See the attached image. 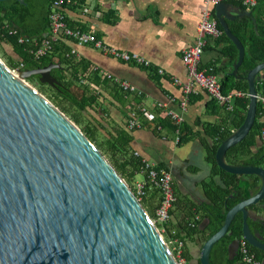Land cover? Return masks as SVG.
<instances>
[{
	"label": "water",
	"instance_id": "95a60500",
	"mask_svg": "<svg viewBox=\"0 0 264 264\" xmlns=\"http://www.w3.org/2000/svg\"><path fill=\"white\" fill-rule=\"evenodd\" d=\"M25 2V0H19ZM229 4L215 6L214 17L234 44L238 58L244 47L231 33ZM236 16L251 17L249 11ZM254 28L256 22L252 18ZM58 63L17 73L0 57V264H176L166 242L131 188L91 140L26 78L58 86L51 75ZM264 77V62L251 69L248 106L241 126L217 148V166L230 174L254 175L260 187L232 207L220 229L200 249L199 263L210 264V251L242 214V239L264 252V243L247 223L251 205L264 199V170L233 166L227 151L251 130L257 105L255 83Z\"/></svg>",
	"mask_w": 264,
	"mask_h": 264
},
{
	"label": "trees",
	"instance_id": "16d2710c",
	"mask_svg": "<svg viewBox=\"0 0 264 264\" xmlns=\"http://www.w3.org/2000/svg\"><path fill=\"white\" fill-rule=\"evenodd\" d=\"M51 1L25 0V2H21L19 0H0V46L2 42L10 44L18 57L17 59L9 57L8 65L18 68L22 63L23 67L21 69L25 70L39 68L48 63H58L60 67L51 69V75L60 83L58 86L54 87L47 83L39 82L38 74L30 75L27 80L37 85L41 92L47 94L55 105L59 106L60 110L65 112L80 127L82 132L91 140V143L132 189L139 172L140 162L131 149L130 134L125 129L113 126V124L110 125L108 122V114L106 109L101 107L99 93L96 92L97 88H95L96 86L91 87L96 77L91 65L88 62H81L76 58L65 55L62 42L64 40L73 42V40L68 37H61L57 42L53 43L51 50L46 55L38 59H35L32 54L35 48L33 42L19 41V37L22 35L40 39L49 33ZM71 1V3L63 6L65 21L69 26L89 31V28L85 25L70 21L66 14L67 10L75 11L76 8L85 6L86 0ZM227 3L232 4L234 7L236 6L240 11L247 10L235 2ZM247 11H251L255 16L256 28H254L252 18L248 16H236L233 20L227 22L229 30L241 42L245 51L243 61L237 71L238 78L230 75L233 64L237 61L238 51L234 44L224 35L218 24L221 34L214 40V45L219 46L222 44L220 54L229 59V69L228 71H222L216 68L215 63L206 66L199 65V70H205L206 73L214 76L220 75L218 82L221 85L223 94L241 92L248 95V85L245 77L251 69L264 62V0H258L257 6ZM12 29L17 30V33H11ZM129 64L137 65L134 62H129ZM142 68L147 69L153 79L156 78L158 69H153L151 66ZM68 74L69 76H67ZM255 88L257 95L264 97V77L255 83ZM190 97L188 102L192 101ZM248 102V96L234 99L231 111H225L223 106L213 100L208 103L210 107L218 111L223 109L225 118L217 125L206 127L211 131L208 133L207 130V135L212 140V144L205 147L204 157L205 162L210 166V174L208 180L203 181L200 185L206 202L199 205H195L191 201L186 202L189 210L194 211L199 216L195 215L196 217L198 216V220L194 219L192 222H184V226L181 228H177L172 224L171 217L174 216V207L169 212L170 218L166 224H155L158 230L164 228L161 234L166 243L180 240L181 235H197L200 232L199 218H204L208 221L206 226L208 232L202 240L203 244L220 229L226 213L232 207L248 199L258 190L260 186L258 177L227 173L220 169L215 162V153L218 146L243 123ZM89 109L100 115V123L95 125L89 119L84 121V117L86 115L89 116ZM106 125H108V129L105 127ZM262 127H264V108L258 100L255 120L248 135L226 153L225 161L228 165L253 166L264 170V144L259 139ZM154 130L156 131V127H154ZM172 130L174 133V127H172ZM179 130L177 145L180 146L192 140L193 135H191L192 133L188 134L186 124H183ZM216 179H218L219 184L215 182ZM146 192V196L140 201V204L152 219L154 218L155 204L159 202V194L157 190H148V188ZM262 202H264V199L256 205L249 206L247 209L254 211ZM175 205L176 200L173 206ZM247 223L251 232L257 234L264 243V222H254L247 219ZM241 239L242 214L237 213L227 233L212 247L209 256L210 264H243L241 263L238 250L233 255L229 251L231 244ZM248 247L260 261L264 256V252L251 246ZM172 254L174 255V252ZM186 260L189 263V260ZM197 264H200L199 261Z\"/></svg>",
	"mask_w": 264,
	"mask_h": 264
},
{
	"label": "crops",
	"instance_id": "0c3cea01",
	"mask_svg": "<svg viewBox=\"0 0 264 264\" xmlns=\"http://www.w3.org/2000/svg\"><path fill=\"white\" fill-rule=\"evenodd\" d=\"M202 2L203 0H86L85 6L78 7L75 11H66L70 21L85 25L105 45L118 51L137 54L148 61L151 68L161 69L163 74H157L154 79L147 69L142 68L144 66L118 61L92 45L75 46L71 40L62 42L64 53L76 47L79 56L76 59L88 62L95 71L96 77L91 87L96 86L101 107L106 109L110 125L121 127L130 134L133 153L137 152L159 167L158 169L171 173L176 197L171 220L177 228L183 227L184 222H192L195 215H198L189 210L187 201L195 205L206 202L203 192L193 199L187 195L193 189L201 188V183L208 180L210 166L205 162L204 168H200L196 165V158L202 151L205 157V147L212 144L207 135V130L208 133L211 131L206 127L222 122L226 109L218 111L210 107L208 103L211 99L204 91L192 95V101L188 102L184 115V124L187 125L188 134L192 133L193 137L191 141L180 146L175 143L172 124L168 120L159 121L161 130L156 131L154 127L157 121L144 122L141 129L131 132L126 129V123L130 112L138 106L152 107L168 96L174 98L175 103L171 107L178 109L177 103L182 98V93L172 79L176 77L181 82L186 80L187 73L181 61V52L196 44ZM227 4L229 15L236 17L235 12L240 10L230 3ZM251 18L256 22L253 13ZM214 42L211 39L206 41L199 65L215 63L216 68L228 71L229 59L220 54L222 44L215 46ZM105 72L134 85L143 92L142 98L121 91L104 76ZM219 77L220 75L215 76L217 80ZM198 176H201L199 180L196 179ZM215 182L219 184L218 179ZM180 194L184 201L180 200ZM249 213L250 220L264 222V202L254 211L249 210ZM199 221L200 232L197 235H181L179 240L183 243L182 256L190 264H197L199 261L202 240L208 232V221L204 218H199ZM168 243L173 249L172 242ZM238 244L239 241L231 244V255L237 251ZM260 264H264V256L260 259Z\"/></svg>",
	"mask_w": 264,
	"mask_h": 264
},
{
	"label": "built area",
	"instance_id": "2783aa9c",
	"mask_svg": "<svg viewBox=\"0 0 264 264\" xmlns=\"http://www.w3.org/2000/svg\"><path fill=\"white\" fill-rule=\"evenodd\" d=\"M71 2V0L51 1V10L49 12V33L47 35L40 39L23 35L19 37V41L21 42H33L35 48L33 49L32 54L35 59L46 55L51 50L53 43L57 42L61 37H68L73 40L75 46L92 45L118 61L124 63L134 62L137 65H142L144 67L151 66L148 61L144 60L137 54L118 51L114 49V47L105 45L101 39L97 38V36L90 31H83L80 28L69 26L65 21L63 6ZM223 2H235L249 10L257 5L258 0H203L200 21L197 26L196 44L183 49L181 52V61L187 73L186 80L181 82L176 77L172 79L173 84L179 86L182 93V98L177 103L178 109L175 110L171 107L175 102L174 98L170 96L164 101L156 102L152 107L144 105L138 106L129 114L126 123V129L128 131L131 132L141 129L144 122L155 121H157L155 125L156 129L161 130V123L159 121L168 120L175 129L174 137L175 143L177 144L179 141V129L185 122L184 115L188 107L189 96L197 95L199 90H204L211 99L223 106L227 111H231L234 99L248 96L241 92L223 94L221 92V85L215 76L206 73L205 70H199L200 59L206 41L208 39L215 40L221 34V31L217 26L218 23L213 15V11L216 5ZM11 33L15 34L17 33V30L12 29ZM65 55L67 57H73L74 59L79 57L76 47H72ZM22 67L23 64L21 63L17 71L22 70ZM157 72L160 75L163 74L161 69H158ZM103 74L107 79L116 84L124 93L142 98L143 92L128 81L114 77L107 72ZM258 100L262 103L264 108V97L257 95V101ZM259 139L261 143L264 144V127L260 130ZM134 156L140 162L138 174L142 175L143 180H135L131 190L139 202L146 196L147 188L148 190L158 191L159 202L154 211V218L151 220L154 224L164 225L169 221V212L176 200L172 175L168 170L158 169L155 164L141 157L137 152L134 153ZM197 219L198 218L196 217L195 220ZM160 231L163 233L164 228L160 229ZM172 234H174V232H172ZM172 244L173 249H171V252H174L173 257L176 264H188L182 256L181 248L183 243L179 240H175ZM248 246L249 245L244 239L239 241L237 250L240 255L241 263L260 264V261L249 250Z\"/></svg>",
	"mask_w": 264,
	"mask_h": 264
},
{
	"label": "rangeland",
	"instance_id": "374dc122",
	"mask_svg": "<svg viewBox=\"0 0 264 264\" xmlns=\"http://www.w3.org/2000/svg\"><path fill=\"white\" fill-rule=\"evenodd\" d=\"M0 48H1V51H0V57L4 60V62L8 65V62H9V57H14V58H18L17 57V55H16V53H15V51L13 50V48H12V46L10 45V44H7V43H5V42H2L1 43V46H0ZM11 69H12V71H17V69L18 68H13V67H11L10 65H8ZM17 73V72H16ZM67 76H69V74L67 75ZM26 81L29 83V84H31L32 86H33V88H35L39 93H41L45 98H47L51 103H53L54 105H55V103L52 101V99H50V97H48V95L47 94H45V93H43V92H41V90L38 88V86L37 85H34V84H32L31 82H29L28 80H27V78H26ZM199 91H204V90H199ZM198 91V92H199ZM205 92V91H204ZM206 93V92H205ZM207 94V93H206ZM211 99V98H210ZM211 100H213V99H211ZM214 101V100H213ZM59 110L61 109L59 106H57V105H55ZM61 111V110H60ZM66 116H67V114L65 113V112H63ZM70 120H71V118L69 117V116H67ZM91 120V122H93V123H95V125L96 124H98V123H100L101 122V120H100V115L97 113V112H94L93 110H90L89 109V116H85L84 117V121H86V120ZM72 122H73V120H71ZM73 123H75V122H73ZM79 129H80V127L77 125V124H75ZM105 125V124H104ZM107 129H108V125H106L105 126ZM81 130V129H80ZM82 131V130H81ZM174 147V146H173ZM174 149V148H173ZM182 149H185L184 147L182 148ZM182 151V150H181ZM167 154H168V152H167ZM204 163H205V161H204V151H202V154L199 156V157H197L196 158V165L197 166H199L200 168H204ZM201 178V176H198V177H196V179L197 180H199ZM136 180H141L142 179V175H140V174H138L137 176H136V178H135ZM128 185V184H127ZM129 186V185H128ZM199 193H201V195H202V191H201V188H198V189H193V191L191 192V193H189L187 196L190 198V199H193V198H197L198 196H199ZM180 200H182V201H184V197H183V195H181L180 194ZM157 228V227H156ZM159 231V233L161 234V231L160 230H158ZM161 236H162V234H161ZM163 237V236H162ZM167 244V246H168V249H169V251L171 252V245L170 244H168V243H166ZM172 253V252H171ZM173 255V254H172Z\"/></svg>",
	"mask_w": 264,
	"mask_h": 264
}]
</instances>
